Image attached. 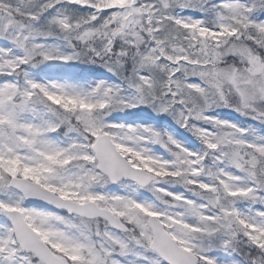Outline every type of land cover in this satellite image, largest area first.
Instances as JSON below:
<instances>
[{"label":"snow or ice","instance_id":"obj_1","mask_svg":"<svg viewBox=\"0 0 264 264\" xmlns=\"http://www.w3.org/2000/svg\"><path fill=\"white\" fill-rule=\"evenodd\" d=\"M0 264H264V0H0Z\"/></svg>","mask_w":264,"mask_h":264}]
</instances>
